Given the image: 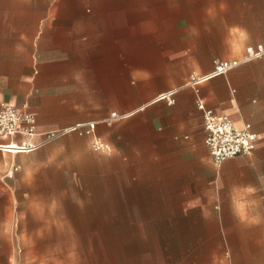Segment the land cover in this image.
<instances>
[{"label":"crops","instance_id":"0c3cea01","mask_svg":"<svg viewBox=\"0 0 264 264\" xmlns=\"http://www.w3.org/2000/svg\"><path fill=\"white\" fill-rule=\"evenodd\" d=\"M196 1L193 24L160 35L162 61L144 62L134 69L130 97L135 103L128 113H124L128 105L122 71L116 69L111 79L93 78L100 72L95 67L108 63L109 50L117 67L118 23L108 32L107 22L93 16V11H80L78 16L52 11L53 20L35 30L1 33L0 109L13 106L33 114L36 133L44 134L77 124L75 91H99L98 96L106 100L94 110L102 115L95 136L104 156L123 160L127 139L147 138L149 160L160 166L175 191L210 195L206 209L227 211L224 216L234 221H264V56L244 60L248 47H264V0ZM110 33L116 41L108 46ZM217 61L237 65L226 74L215 75ZM191 78L198 80L196 85L189 84ZM198 99L236 128L249 124L256 135L255 150L214 164L204 145ZM111 113L121 118L104 122ZM120 120L124 121L116 123ZM75 140L68 134L35 151H0V178L12 166L21 175L37 171L38 167L33 169L35 159L49 151L58 158L66 144L74 161ZM129 147L140 154V142ZM199 200L193 197L191 202ZM236 252L219 264H241ZM63 253L70 255L61 250L55 254L20 251V257H59ZM244 254L243 264H264V247Z\"/></svg>","mask_w":264,"mask_h":264},{"label":"rangeland","instance_id":"374dc122","mask_svg":"<svg viewBox=\"0 0 264 264\" xmlns=\"http://www.w3.org/2000/svg\"><path fill=\"white\" fill-rule=\"evenodd\" d=\"M196 4V0H0V34L35 30L53 20L52 11L65 16L93 11L107 22L108 32L118 23L117 67L109 50L108 63L95 67L100 72L93 78L111 79L116 69L122 71L128 113L135 103L130 97L134 69L162 61L160 35L193 24ZM106 38L108 46L116 41L111 33ZM75 93L76 125L83 127L69 134L76 138L74 161L66 144L58 158L49 151L35 159L37 171L21 175L17 169L11 177L7 171L0 178V264H219L229 260L232 251L243 264L245 250L264 247V239L260 241L264 221H234L224 216L227 211L206 209L210 195L175 191L160 166L149 160L147 138L127 139L123 160L104 156L95 136L102 115L94 110L106 99L98 96L99 91ZM137 142L139 155L129 147ZM193 197L199 202H191ZM59 250L68 251L69 257L64 253L20 257V251Z\"/></svg>","mask_w":264,"mask_h":264},{"label":"built area","instance_id":"2783aa9c","mask_svg":"<svg viewBox=\"0 0 264 264\" xmlns=\"http://www.w3.org/2000/svg\"><path fill=\"white\" fill-rule=\"evenodd\" d=\"M245 61L261 58L264 56V47L256 45L248 47L245 51ZM237 62L217 61L214 65L213 74L223 75L233 69ZM197 79L191 78L190 85H196ZM197 108L201 111L204 129V145L214 164L242 155H250L256 147V135L252 132L249 124L242 128H236L223 115H217L207 108L203 101H196ZM116 113H111L104 122H112L120 119ZM83 125L67 127L57 131L44 134H37L35 130L34 115L13 106H2L0 109V151L9 153V149H14L20 153H27L45 147L55 140L77 131ZM85 128V127H84ZM93 128V126H90ZM86 133H89L88 131ZM21 141H17V138ZM37 138L38 141L32 140ZM14 147V148H10ZM16 154V153H10ZM17 171V167L12 166L7 176Z\"/></svg>","mask_w":264,"mask_h":264}]
</instances>
